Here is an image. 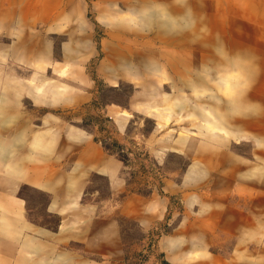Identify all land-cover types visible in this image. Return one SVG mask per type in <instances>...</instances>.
<instances>
[{"label":"rangeland","instance_id":"374dc122","mask_svg":"<svg viewBox=\"0 0 264 264\" xmlns=\"http://www.w3.org/2000/svg\"><path fill=\"white\" fill-rule=\"evenodd\" d=\"M73 1L88 32L74 18L52 36L33 76L57 105L34 123L112 149L122 186L90 173L82 199L116 221L117 250L71 249L92 264H264V0ZM0 69L30 75L9 58ZM21 192L34 219L58 222L44 193Z\"/></svg>","mask_w":264,"mask_h":264},{"label":"crops","instance_id":"0c3cea01","mask_svg":"<svg viewBox=\"0 0 264 264\" xmlns=\"http://www.w3.org/2000/svg\"><path fill=\"white\" fill-rule=\"evenodd\" d=\"M74 18L78 21L77 33L86 34L88 28L81 26L85 20L81 7L73 0H0V37L7 39L0 42V60L12 59L30 72L29 77L19 78L3 76L0 69V143L4 142L6 149L0 153V264L94 262L81 251H73L71 244L93 254H102L103 249L113 246L117 250L116 221L109 214L101 217L95 205L82 199L90 173L106 177L112 194L120 189L118 162L80 130L74 129L71 136L67 128L56 132L55 128L38 129L34 123L40 107L50 109L57 104L44 102L47 96L33 98L40 87V80L33 74L49 63L52 36L71 32ZM44 56L45 60L39 62L38 58ZM34 83L39 85L34 88ZM6 87L14 90L9 97L1 94ZM22 89L25 91L18 92ZM40 133H46L41 143L46 147L39 146ZM23 186L46 195L43 212L58 218L53 227L34 219L29 200L21 192Z\"/></svg>","mask_w":264,"mask_h":264},{"label":"bare ground","instance_id":"6f19581e","mask_svg":"<svg viewBox=\"0 0 264 264\" xmlns=\"http://www.w3.org/2000/svg\"><path fill=\"white\" fill-rule=\"evenodd\" d=\"M63 73V72H62ZM61 73V74H62ZM39 84H40V87H43V88H40V87H38V88H36L35 89V91H34V97L33 98H37V99H39L40 97H42V96H44V97H46L47 96V94H49V91H50V89L52 88V87H54V84H44V82L42 83V82H39ZM38 84V85H39ZM58 87V86H57ZM64 88V89H63ZM63 88H61V87H59V88H56L57 89V91L56 90H52V92H51V96H49V98L50 99H53L54 101H57L58 100V98L57 97H59V96H61V95H65V92H66V86L65 87H63ZM49 89V90H48ZM67 100H69V98L67 99ZM214 117H216V119L218 118L217 116H215V114H214ZM217 121H219V123H218V126H220V124H221V121H220V119L218 118L217 119ZM215 125V124H214ZM216 126V125H215ZM217 126V127H218ZM218 129H221L220 127H218ZM40 137V136H39ZM41 138V137H40ZM6 149H5V147H4V145L3 144H1L0 143V153L1 152H4Z\"/></svg>","mask_w":264,"mask_h":264},{"label":"trees","instance_id":"16d2710c","mask_svg":"<svg viewBox=\"0 0 264 264\" xmlns=\"http://www.w3.org/2000/svg\"><path fill=\"white\" fill-rule=\"evenodd\" d=\"M93 141H94V139H93ZM102 148H103V150H104V152L106 154H108V155H113L114 154V152L112 151V149H110V148H108L106 146H103V145H102Z\"/></svg>","mask_w":264,"mask_h":264}]
</instances>
